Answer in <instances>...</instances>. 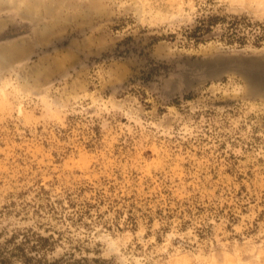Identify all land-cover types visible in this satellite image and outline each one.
I'll list each match as a JSON object with an SVG mask.
<instances>
[{
  "label": "rangeland",
  "instance_id": "1",
  "mask_svg": "<svg viewBox=\"0 0 264 264\" xmlns=\"http://www.w3.org/2000/svg\"><path fill=\"white\" fill-rule=\"evenodd\" d=\"M264 56V0H0V264H264V96L185 63Z\"/></svg>",
  "mask_w": 264,
  "mask_h": 264
},
{
  "label": "water",
  "instance_id": "2",
  "mask_svg": "<svg viewBox=\"0 0 264 264\" xmlns=\"http://www.w3.org/2000/svg\"><path fill=\"white\" fill-rule=\"evenodd\" d=\"M241 75L253 96H264V56H224L185 63L178 73L179 85L185 90L226 74Z\"/></svg>",
  "mask_w": 264,
  "mask_h": 264
}]
</instances>
